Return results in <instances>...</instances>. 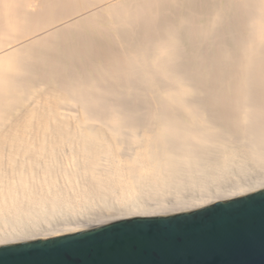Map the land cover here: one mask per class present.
<instances>
[{"label": "bare ground", "instance_id": "obj_1", "mask_svg": "<svg viewBox=\"0 0 264 264\" xmlns=\"http://www.w3.org/2000/svg\"><path fill=\"white\" fill-rule=\"evenodd\" d=\"M263 190L264 0H0V248Z\"/></svg>", "mask_w": 264, "mask_h": 264}, {"label": "water", "instance_id": "obj_2", "mask_svg": "<svg viewBox=\"0 0 264 264\" xmlns=\"http://www.w3.org/2000/svg\"><path fill=\"white\" fill-rule=\"evenodd\" d=\"M0 264H264V190L0 248Z\"/></svg>", "mask_w": 264, "mask_h": 264}, {"label": "rangeland", "instance_id": "obj_3", "mask_svg": "<svg viewBox=\"0 0 264 264\" xmlns=\"http://www.w3.org/2000/svg\"><path fill=\"white\" fill-rule=\"evenodd\" d=\"M86 10V9H85Z\"/></svg>", "mask_w": 264, "mask_h": 264}]
</instances>
